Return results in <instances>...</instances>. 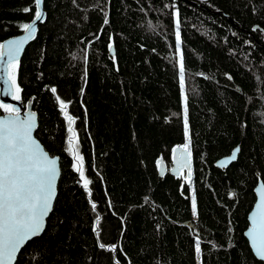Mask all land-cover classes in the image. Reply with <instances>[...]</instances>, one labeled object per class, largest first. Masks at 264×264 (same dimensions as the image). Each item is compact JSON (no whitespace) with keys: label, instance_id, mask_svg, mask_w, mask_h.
<instances>
[{"label":"trees","instance_id":"16d2710c","mask_svg":"<svg viewBox=\"0 0 264 264\" xmlns=\"http://www.w3.org/2000/svg\"><path fill=\"white\" fill-rule=\"evenodd\" d=\"M43 8L8 68L60 176L44 231L15 264H264L243 235L264 181V0H43ZM35 14V0H0V44ZM185 143L191 176H159L156 160L169 166ZM237 145L235 162L214 166Z\"/></svg>","mask_w":264,"mask_h":264},{"label":"snow or ice","instance_id":"6c2138e0","mask_svg":"<svg viewBox=\"0 0 264 264\" xmlns=\"http://www.w3.org/2000/svg\"><path fill=\"white\" fill-rule=\"evenodd\" d=\"M37 11L31 24L22 27L28 30L21 43L32 38L35 33L33 25L39 21L43 12L40 10L41 0H35ZM29 11V9H25ZM107 19L105 24H107ZM176 51H180V32L176 33ZM2 47V46H0ZM111 47V45H110ZM20 45L9 47V59H15ZM4 53L0 52V56ZM184 66L180 64V82L184 85ZM53 92L56 89H52ZM19 92V89H17ZM14 99H19L15 96ZM64 107V105H62ZM0 108L8 111L10 106L0 102ZM18 113L19 109L12 108ZM33 116L25 120L0 119V264H12L17 253L32 238L43 230L44 218L51 209L54 196L55 179L57 175L56 159L49 158L35 140L32 139ZM71 120V117H69ZM185 135H188L187 116H185ZM239 146L232 153L231 159H236ZM82 162V157H78ZM83 186L88 188L91 181L84 179L81 168ZM264 188V185L261 186ZM147 199V198H146ZM258 212L250 216L251 246L255 255L264 260V191L258 197ZM193 212L196 214V200L193 198ZM195 251H201L200 242H196Z\"/></svg>","mask_w":264,"mask_h":264},{"label":"water","instance_id":"95a60500","mask_svg":"<svg viewBox=\"0 0 264 264\" xmlns=\"http://www.w3.org/2000/svg\"><path fill=\"white\" fill-rule=\"evenodd\" d=\"M40 10L43 12V16L39 21H37L33 25V27L35 28V33L33 34L31 39L26 40L23 43H21L22 38L28 35V30L23 29L21 32L5 38L0 44V46H2V47H0V52L4 53L3 56H0V102L6 103L10 106V112L0 113V119L25 120V119H28L29 116H32V114H34V116H33V128H32V132H31L32 139L35 140L37 142V144L40 146V148L45 153L48 154L49 158H55L56 159L57 175H56V179H55L54 196L52 197L51 209L49 211V214H50L52 212V208H53L54 201L56 198L57 184H58V179L60 176L59 156L55 155V154H53V155L50 154L45 149V147L40 142V140L36 137L35 130L38 126L37 112H36V110H34L32 108L30 103H27L25 106H23V104L21 103L20 100L14 99V97H15L14 86H13V83H12L10 77H9V68H8L10 63H13V62L20 60V58L22 57V55L24 53L26 46L34 38L39 24L42 23V21L44 20L45 10L43 8V0H41ZM36 11H37V6H36ZM34 19H35V16L27 24H31ZM14 44H19L20 48H19V52L15 55V59L10 60L9 55H8L9 47L11 45H14ZM110 52H111V54H114L113 53V46L110 47ZM13 107L16 109H19V112L16 113V112L12 111L11 109ZM237 147H238V145L235 146L234 148H232L228 154H225V155L217 158L213 163L214 166H216L217 168H220V169H224V168L228 167L232 162H235L237 160L239 152H237V154H236V159H234V160L231 159V156H232L233 151L235 149H237ZM156 163L158 164V175L159 176H163L167 172L171 175L178 176L183 171L186 172L187 176H191V173H190V171H191V156H190V152H189L188 148L184 145H178L172 149L171 163L169 166L163 161L162 157H159L156 160ZM262 185H264V181L261 178H259L255 187H254L255 200L253 202L251 209L249 210V212L247 214L248 224H247V227L245 228V230L243 231V235L247 239L249 247H250L253 255L258 260H261V259L255 255L254 249L251 246V236L249 235V230L251 228L250 216L254 212L259 211V209L257 207L258 203H259L258 197L260 196L261 191H264V188L261 187ZM49 214H48V216H49ZM48 216L44 218V224H43L42 232L44 231V228L46 225V220H47ZM19 252L17 253V257H18ZM17 257H16V260H17ZM16 260L13 261L12 264H15ZM261 261L264 262V260H261Z\"/></svg>","mask_w":264,"mask_h":264},{"label":"rangeland","instance_id":"374dc122","mask_svg":"<svg viewBox=\"0 0 264 264\" xmlns=\"http://www.w3.org/2000/svg\"><path fill=\"white\" fill-rule=\"evenodd\" d=\"M174 23L177 25V14H176V11H174ZM184 145L187 146L186 143ZM184 173L185 172H182V176H184ZM191 200H192V203H193V197L191 198Z\"/></svg>","mask_w":264,"mask_h":264},{"label":"bare ground","instance_id":"6f19581e","mask_svg":"<svg viewBox=\"0 0 264 264\" xmlns=\"http://www.w3.org/2000/svg\"><path fill=\"white\" fill-rule=\"evenodd\" d=\"M111 53V52H110ZM113 53H114V47H113ZM113 55V54H112ZM261 261V260H260ZM263 262V261H262Z\"/></svg>","mask_w":264,"mask_h":264}]
</instances>
